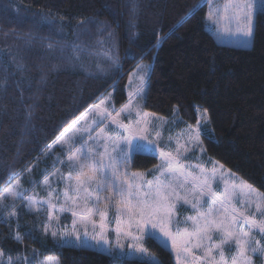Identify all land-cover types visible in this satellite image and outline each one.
I'll use <instances>...</instances> for the list:
<instances>
[{"label":"trees","instance_id":"16d2710c","mask_svg":"<svg viewBox=\"0 0 264 264\" xmlns=\"http://www.w3.org/2000/svg\"><path fill=\"white\" fill-rule=\"evenodd\" d=\"M225 2L0 0V189L10 175L34 164L22 180L24 187L29 188L28 180L43 181L57 160L49 145L110 89L115 90V109L120 108L127 101V77L147 62L151 74L144 110L163 117L175 112L193 123L196 110L207 109L209 125L201 137L208 156L264 194V14H257L254 37L242 47L207 18L217 7L222 14ZM37 19L42 26L37 27ZM158 37H163L159 44ZM75 45L84 50L78 61L70 59ZM57 49L60 71L53 65ZM109 50L118 54V64L106 58ZM46 52L44 69L40 55ZM30 80L44 87L39 89L42 113L41 104H34L37 94L26 88ZM46 151L47 157L42 155ZM156 162L154 156L136 153L130 166L141 172ZM33 220L35 214L22 215L19 229L0 223L5 259L31 255L35 248L41 259L52 257L57 264H151L61 245L40 231L17 243L12 233L32 230ZM145 247L159 260L155 264H175L155 239L146 238Z\"/></svg>","mask_w":264,"mask_h":264},{"label":"snow or ice","instance_id":"6c2138e0","mask_svg":"<svg viewBox=\"0 0 264 264\" xmlns=\"http://www.w3.org/2000/svg\"><path fill=\"white\" fill-rule=\"evenodd\" d=\"M220 13L217 7L209 11L207 18L244 47L254 37L257 14H264V0H226ZM162 39L158 37L157 44ZM48 47L51 49L53 45L50 43ZM83 51L79 45L73 46L70 59L80 60ZM105 56L112 64L119 63L118 54H112L111 50L105 52ZM100 67L97 64V68ZM150 74L151 65L138 64L129 74L128 101L118 111L105 107L106 101L102 100L92 106L98 119L81 127L80 120L88 118L84 115L69 125L48 150L56 144L67 145V159L58 158L53 170L43 174V181L28 180L29 188L22 183L25 174L37 166L35 164L10 175L8 185L0 189V223L19 229L22 215L35 214L37 220L41 213L45 215L44 221L23 235L13 232L12 238L17 243H23L25 238L34 239V231L39 230L54 242L63 244L74 238L77 246L86 247L91 231L90 238L97 245L101 242L108 245L109 255L117 249H125L122 240L130 241L128 249L148 254L142 241L146 236L155 238L159 232L166 238L165 244L171 242L176 264H253V255L264 258V195L254 196L256 190L244 181L224 180L223 176L218 179L215 167L209 171L202 163H191L197 149L204 151L200 137L205 129L199 120L195 127L188 125L175 138L169 136L168 143H159L162 138L159 129L168 121L156 113L143 111L142 104ZM108 96L110 98L111 93ZM122 114L127 123L121 119ZM30 118L31 111H28L27 119ZM202 118L208 120L207 109L202 110ZM69 131L73 135L69 136ZM76 133L87 135L77 136ZM173 140L174 149L171 148ZM48 151L42 155L47 157ZM147 151H158L161 160L155 166L153 180L144 181L143 185L130 182L127 169L133 154ZM56 164L67 168L66 177ZM131 176L143 179L142 173L134 172ZM50 178L59 183L54 186ZM38 187L46 195L42 196ZM189 208L193 214L181 219V214ZM110 210H114L111 217ZM65 212L73 217L71 229L53 227V222L60 225V214ZM94 216H99L98 222ZM111 224L115 226L110 229ZM149 226L150 230L146 231ZM109 231L115 233L114 245L110 243ZM5 255L0 249V264H57L52 257L41 259L35 248L31 255L7 256L6 259ZM151 264H155L154 258Z\"/></svg>","mask_w":264,"mask_h":264},{"label":"rangeland","instance_id":"374dc122","mask_svg":"<svg viewBox=\"0 0 264 264\" xmlns=\"http://www.w3.org/2000/svg\"><path fill=\"white\" fill-rule=\"evenodd\" d=\"M19 17L21 18L22 16H19ZM26 18L29 19V17H26ZM33 18L36 19V16H34ZM36 21H37V27H40V26L43 25V20L37 19ZM142 63L148 65L147 62H142ZM135 69H136V67L131 71V73ZM128 85H129V76L127 77V80H126V83H125V87H124V92H125V95L127 97V101H128V92H129ZM109 93H111V97L110 98L108 96ZM114 93H115V90L114 89H110L108 91V93L98 103H100L102 100H105L106 101V104L104 105L105 107L111 106V107H114V109H115L116 108L115 107V103H113ZM142 104L144 105V102H142ZM120 108L115 109V110L118 111ZM143 111H145L144 108H143ZM146 112H148V111H146ZM149 113H152V112H149ZM84 115H87L88 118H87V120H83V119L80 120V126L81 127L83 125L87 124V123H90L93 119H98V117H95V109H93L92 106L90 108H88L86 111H84L79 116V118L84 116ZM132 115L135 118V113H133ZM195 115H196V120L193 123L183 119L179 114L172 115L171 117H163V116L157 115L158 117H163V118H165L168 121V123L163 124L162 128L159 129L162 132V138L159 141V143H161V144L168 143V137L169 136H172L173 138H175L177 136V134L182 132L183 130H185L188 125H192L193 127H195L197 122H198V120L200 121V124H201V126L204 129L208 128L209 118H208L207 121H205L202 118V110L201 109H197ZM121 119H125L124 114H122ZM150 119H151V117H150ZM173 121H175V123H173ZM125 122L127 123L128 120L125 119ZM109 124H110V122H109ZM110 126L113 129H115L116 131H122L120 129H116L115 125H110ZM68 135L69 136L73 135V132L69 131ZM76 135L79 136V135H87V134L86 133H76ZM92 135L95 136V132H93ZM153 138H155V137H153ZM200 139L202 141V137H200ZM89 143H91V142H89ZM142 143H146V142H142ZM175 147H176L175 140H173L171 142V148L174 149ZM200 147H202L204 149L203 143L200 145ZM50 151H51L50 155H53V157L55 156L54 157L55 159H58V158H61V159H64V160L67 159V157L65 155V153L67 151V145H64L62 147L60 144H56ZM135 154L136 153H134L133 156ZM141 154H148V155L154 156L155 159L157 160V162L151 168H149L147 170H143L141 172L140 171H134L131 168V166H129V168L127 169V174H128L127 178L129 179V181L143 185L144 181L153 180V172H155V166L160 164L161 160H160L158 151H156V152L147 151V152H142ZM188 155L191 156L192 153H188ZM191 163L192 164L202 163L205 166V168L208 169L209 171L213 167H215L216 170H217L216 171V175H217L218 179L221 176H223L224 180L237 181V182L244 181L242 178H240L236 174H234L231 171H229L225 166H223V168L221 169L220 165H222V164L219 163L218 161L212 159L210 156H208V154L206 153L205 149L202 152L199 151V149H197L195 151V158L193 160H191ZM58 165H59V171L61 173H63V175L66 177L67 176V172H68L67 168L63 164H58ZM196 171H198V169H196ZM134 172L135 173H142L143 174V179L132 177L131 173H134ZM51 182H52V184L54 186L57 183H59L55 178H51ZM244 182H246V181H244ZM73 183H74V181H73ZM247 184H249V183H247ZM59 186H60V188H63L64 185H63V183H60ZM254 189L256 190V192L253 193L254 196L257 195V194L264 195L261 192H259L256 188H254ZM37 191L40 192V189H37ZM41 191H42V192H40L41 195H46V193L43 191L42 188H41ZM100 208H101V210H103V208H104L103 203H101ZM113 211L114 210H110V212H109L110 217L113 214ZM190 214H193V213H192V210L189 208L187 212H184V213L181 214L180 218L183 219V217H185L187 215H190ZM60 215H61L60 225L57 226L56 223L53 222V227L64 228L66 226L67 230H70L71 229V225H72V219H73V217L71 216V213L70 212H65V213L60 214ZM45 219H46V217H45V215L43 213L40 214L39 220H37L36 215H35V221L33 220L34 223H32L31 227L34 228L38 223L44 221ZM93 219L98 222L99 221V216H94ZM114 226H115L114 224H111L110 225V229L114 228ZM132 230L134 232L136 231L135 228H133ZM148 230H150V226H149V229H146V231H148ZM37 231H39V230H37ZM97 231H99L98 228H97ZM81 235H83L82 232H81ZM91 235H92V233L90 231L89 232V237L87 238V246L86 247L107 252L106 249L108 248V245L103 244V242H101L100 245H97L96 242L90 238ZM108 236H109V239H110V243L114 245L115 244V233L112 232V231H109ZM146 238H148V237L146 236L145 239ZM145 239L142 241L144 247H145ZM153 239H155L159 244H161L163 247H165L166 249H168L172 253L173 259H174V263L176 264L175 253H173L171 251V242L169 241V242H167V244H165L164 241H165L166 238H164L159 232H156L155 238H153ZM121 242L125 244V249L123 251H120L119 249H117L113 254H118L119 256H125L127 258L139 259V260L146 261V262H151L152 258H154L155 263L159 262V260L156 258V256H154L148 250H147L148 254H139V253H136L134 250L127 248V244L130 241L122 240ZM59 244H61V243H59ZM61 245L77 246L74 238H71V240L69 242L63 243ZM77 247H79V246H77ZM252 261H253V264H264V258H260L257 255H253L252 256Z\"/></svg>","mask_w":264,"mask_h":264},{"label":"crops","instance_id":"0c3cea01","mask_svg":"<svg viewBox=\"0 0 264 264\" xmlns=\"http://www.w3.org/2000/svg\"><path fill=\"white\" fill-rule=\"evenodd\" d=\"M42 59H44V60H49V52H46L45 54H42V58H41V55H40V65H41V68L42 67H45L44 69H47V65L46 64H44L43 63V61H42ZM99 63V65L101 66L102 64H101V61H99L98 62ZM97 63V64H98ZM53 65H57V70L58 71H60V53H59V49H57V58L56 59H54L53 58ZM62 69L64 70V59H63V62H62ZM28 84H27V87L26 88H28V89H30V91L33 93V95H35V94H37L36 96H34V97H36L35 98V100H34V104L35 105H38V104H41V108H42V111L40 112V113H42L44 110H46V109H44L43 110V101H41V99H40V97H41V95H42V93L41 92H43V91H41V90H39V89H42V88H44L42 85H39V84H37V81H35V80H30V81H28L27 82ZM48 102V101H47ZM97 104V103H96ZM79 118V117H78ZM77 118V119H78ZM76 119V120H77ZM75 120V121H76ZM73 124V123H72ZM71 124V125H72ZM69 128V127H68ZM67 128V129H68ZM63 133H65V131L63 132ZM62 133V134H63ZM61 134V135H62ZM60 135V136H61ZM59 136V137H60ZM59 166V165H58ZM27 187L29 186L30 187V185L28 184V185H26ZM37 189H40V192H42L41 191V187H38ZM43 196V195H42Z\"/></svg>","mask_w":264,"mask_h":264}]
</instances>
